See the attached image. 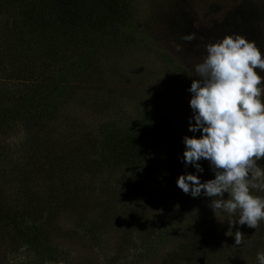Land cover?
Masks as SVG:
<instances>
[{
    "label": "trees",
    "instance_id": "1",
    "mask_svg": "<svg viewBox=\"0 0 264 264\" xmlns=\"http://www.w3.org/2000/svg\"><path fill=\"white\" fill-rule=\"evenodd\" d=\"M255 1L246 38L264 54V0ZM135 5L0 0V264L24 248L29 264H258L264 221L216 217L211 197L176 184L215 174L206 159L203 172L183 162V138L201 133L143 89L156 74L139 55ZM74 108L102 121L92 126ZM229 230L242 233L240 245Z\"/></svg>",
    "mask_w": 264,
    "mask_h": 264
},
{
    "label": "clouds",
    "instance_id": "2",
    "mask_svg": "<svg viewBox=\"0 0 264 264\" xmlns=\"http://www.w3.org/2000/svg\"><path fill=\"white\" fill-rule=\"evenodd\" d=\"M205 52L194 67L199 79L188 89L193 112L188 131L201 135L183 138V162L203 172L198 162L206 159L215 175L202 183L199 175L186 173L176 184L193 198L211 197L215 216L217 211L225 212L236 216L235 223L257 228L264 221V198L251 189L264 191V168L257 163L264 158V77L256 71L264 70V54L239 34L205 44ZM226 235L234 236L236 245L242 243L240 231L229 230ZM256 259L264 264V251H257Z\"/></svg>",
    "mask_w": 264,
    "mask_h": 264
},
{
    "label": "rangeland",
    "instance_id": "3",
    "mask_svg": "<svg viewBox=\"0 0 264 264\" xmlns=\"http://www.w3.org/2000/svg\"><path fill=\"white\" fill-rule=\"evenodd\" d=\"M135 4L142 23L140 36L143 39L140 41L144 51L141 50L139 55L154 61L156 74L144 82L143 89L152 90V93L158 90L159 101L169 102L173 110L190 119L193 116L189 104L192 94L188 89L194 79H199L194 67L206 55L205 44L225 35L247 37V23L252 19L257 3L255 0H135ZM190 34L195 38L191 41L183 39ZM144 53L147 56L143 58ZM182 68L189 72L188 80L180 75ZM127 108L130 113L137 112L135 102L130 101ZM75 111L78 116H85L92 126L102 121L84 108L69 112L74 114ZM24 140L23 132L19 131L11 139L12 148L18 149ZM24 249L10 256L13 264H29L30 255Z\"/></svg>",
    "mask_w": 264,
    "mask_h": 264
}]
</instances>
